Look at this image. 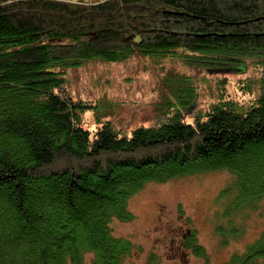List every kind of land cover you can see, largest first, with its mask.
<instances>
[{
	"label": "trees",
	"instance_id": "trees-1",
	"mask_svg": "<svg viewBox=\"0 0 264 264\" xmlns=\"http://www.w3.org/2000/svg\"><path fill=\"white\" fill-rule=\"evenodd\" d=\"M136 55L215 72L264 62V0H0V264H123L133 246L113 223L134 220L130 199L148 183L228 170L231 214L264 200V72L253 104L207 111L193 77L169 73L162 119L123 134L66 76ZM186 240L206 257L195 233ZM263 258L264 233L227 264Z\"/></svg>",
	"mask_w": 264,
	"mask_h": 264
},
{
	"label": "rangeland",
	"instance_id": "rangeland-1",
	"mask_svg": "<svg viewBox=\"0 0 264 264\" xmlns=\"http://www.w3.org/2000/svg\"><path fill=\"white\" fill-rule=\"evenodd\" d=\"M178 55L184 52L178 51ZM175 60L170 56L152 60L136 55L118 63L89 62L67 71V87L76 100L111 106V115L101 122H111L123 134L154 126L162 119L161 101L169 98L163 79L169 73L193 77L198 90L197 109L201 111L229 97L238 106L247 107L260 93L258 81L264 62L257 59L249 61L243 70L223 72ZM82 120L90 132L101 127L92 110L86 111ZM235 179L230 171L221 170L146 184L130 199L134 220L113 223L114 237L133 246L123 264H227L233 256L243 255L264 233V200L232 208L231 214L238 193L226 189ZM190 231L196 234L206 257L183 247V238ZM91 259L87 257L86 264H91ZM255 264H264V258Z\"/></svg>",
	"mask_w": 264,
	"mask_h": 264
},
{
	"label": "flooded vegetation",
	"instance_id": "flooded-vegetation-1",
	"mask_svg": "<svg viewBox=\"0 0 264 264\" xmlns=\"http://www.w3.org/2000/svg\"><path fill=\"white\" fill-rule=\"evenodd\" d=\"M188 236H186V237H184L183 238V242H182V244H183V247H185L186 248V243H187V238L189 237V236H191L192 235V232L190 231V233L189 234H187ZM186 250V249H185ZM184 253L186 252V251H183Z\"/></svg>",
	"mask_w": 264,
	"mask_h": 264
}]
</instances>
